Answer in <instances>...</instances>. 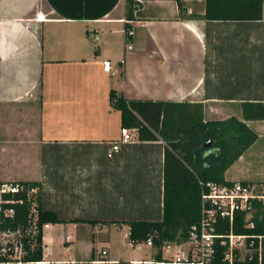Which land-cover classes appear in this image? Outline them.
<instances>
[{
    "label": "crops",
    "instance_id": "obj_1",
    "mask_svg": "<svg viewBox=\"0 0 264 264\" xmlns=\"http://www.w3.org/2000/svg\"><path fill=\"white\" fill-rule=\"evenodd\" d=\"M134 1L138 9L127 40L125 0H0V182L45 176L47 206L58 213L100 222L142 211L152 218L162 205L163 167L176 162L159 138L138 141L132 134L121 142L110 89L127 99L173 104L169 113H200L203 121L242 120V102L264 101V0L259 19L246 18L239 7L206 17V0H178L180 8L176 0ZM57 27L63 30L55 36ZM245 123L258 138L226 170L228 181L248 180L246 157L256 155L264 121ZM115 142L119 150L108 157ZM46 143L56 145L45 149L49 172L42 175ZM23 166L34 169V177L19 173ZM56 225L69 228V254L74 241L93 242L92 230L109 224L47 228ZM45 229L37 264L48 263L46 248L53 242ZM127 237L128 226V243Z\"/></svg>",
    "mask_w": 264,
    "mask_h": 264
},
{
    "label": "trees",
    "instance_id": "obj_2",
    "mask_svg": "<svg viewBox=\"0 0 264 264\" xmlns=\"http://www.w3.org/2000/svg\"><path fill=\"white\" fill-rule=\"evenodd\" d=\"M226 0H206L205 16L215 14L227 7L228 11L239 7V12L247 14L248 19H259L263 0H247L241 6L222 3ZM178 7L181 3L176 0ZM220 2V3H219ZM126 13L124 32L127 40L132 35L130 23L134 19L133 12L138 9L134 0H125ZM215 7L217 10H211ZM223 12V11H221ZM211 17V15H210ZM254 17V18H253ZM122 66V64L120 63ZM41 88L38 90V101L41 100ZM108 101L112 108L119 112L120 129H127L136 134L138 141L161 139L175 166L163 167L162 205L159 212L150 217L148 212L120 214L109 220L92 221L78 214H64L53 211L47 206L49 192L44 187V178L36 181L0 182L22 185L24 188H36L35 193L26 196V190L16 193L2 194L0 204V233L14 234V245L0 244V263L20 262L37 264L43 261V226L45 224L67 223H102L121 224L128 226L127 240L133 244L144 243L150 239L155 248L156 264L161 260V247L164 242H181L186 239L189 226L199 218L200 188L198 179L215 183H230L224 178L226 170L257 140V134L249 128L245 121H264V101H247L241 103L242 120L233 116L222 120L203 121L201 114H193L183 109L169 113L167 107L173 105L166 102H153L147 99H127L122 94L110 89ZM184 106V105H180ZM210 140V146L203 144ZM42 145V175L49 172L47 146ZM111 152L108 157L112 156ZM176 175V176H175ZM7 201V202H6ZM159 201H157V204ZM12 210L11 214H4ZM243 215H236L233 226L235 233L264 234V216L256 220L254 230L242 227ZM14 248L20 250L16 256ZM90 261H95L93 252ZM99 261H106L100 258ZM246 264V263H237Z\"/></svg>",
    "mask_w": 264,
    "mask_h": 264
},
{
    "label": "built area",
    "instance_id": "obj_3",
    "mask_svg": "<svg viewBox=\"0 0 264 264\" xmlns=\"http://www.w3.org/2000/svg\"><path fill=\"white\" fill-rule=\"evenodd\" d=\"M131 34V33H129ZM109 62H104L103 69L108 71ZM133 131L120 130L123 143L132 140ZM119 150V144L111 145L110 153ZM108 153V154H110ZM200 188V211L198 220L187 230L186 239L179 243L164 242L161 247L163 259L159 264H264V234L235 233L233 226L236 215H243L242 227L254 230L257 221L264 216V185L246 181L215 183L197 180ZM26 190L22 185L0 184V204L2 194ZM36 188L26 190V196L35 193ZM7 202V201H6ZM12 210L4 214H11ZM49 224H45L43 229ZM131 247L145 244L152 247L150 239L144 243H131ZM107 251L99 254L104 258ZM131 264H156L155 261L138 260Z\"/></svg>",
    "mask_w": 264,
    "mask_h": 264
},
{
    "label": "rangeland",
    "instance_id": "obj_4",
    "mask_svg": "<svg viewBox=\"0 0 264 264\" xmlns=\"http://www.w3.org/2000/svg\"><path fill=\"white\" fill-rule=\"evenodd\" d=\"M61 30H63V28L57 27L53 31V35L56 36L60 34ZM128 35L131 36V34ZM57 37L59 38V36ZM96 100L94 101L96 102ZM259 133L261 137L254 147L256 155H250L252 153H249L248 157H246L245 163L247 164L246 168L248 172L246 175L248 180L245 181L264 185V127H261ZM32 158L34 160V157ZM19 173L24 175H28L30 173L28 176L34 177L35 170L29 168V166H23V168L19 170ZM246 175H244V177H246ZM227 177L233 180L238 179L236 175L229 173L227 174ZM126 230V225L119 227L115 224L103 226L100 230L94 229L92 230L95 232V239L93 242H91L90 238L81 243L74 241L71 247H69L68 251L70 253L67 254L65 251L64 237L68 234L69 228H66L63 225L51 226L44 231L47 237L53 239L52 244H47L46 248L47 264H129L130 259L153 261V248L146 246L145 244L131 247V245L123 238V234ZM15 238L16 236L14 234L4 235L0 233V244L2 246H5L6 244L14 245L16 242ZM105 247L109 250L107 260L91 262V251H93L94 260H97L101 249ZM14 252L16 256L20 254V250L18 248H14Z\"/></svg>",
    "mask_w": 264,
    "mask_h": 264
},
{
    "label": "water",
    "instance_id": "obj_5",
    "mask_svg": "<svg viewBox=\"0 0 264 264\" xmlns=\"http://www.w3.org/2000/svg\"><path fill=\"white\" fill-rule=\"evenodd\" d=\"M210 146V140H207L204 144L203 147L204 148H208Z\"/></svg>",
    "mask_w": 264,
    "mask_h": 264
}]
</instances>
